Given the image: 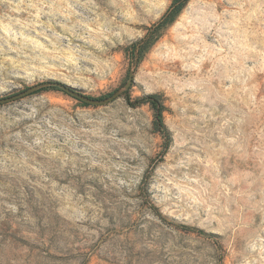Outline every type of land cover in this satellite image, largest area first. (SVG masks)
Returning <instances> with one entry per match:
<instances>
[{"label": "rangeland", "instance_id": "1", "mask_svg": "<svg viewBox=\"0 0 264 264\" xmlns=\"http://www.w3.org/2000/svg\"><path fill=\"white\" fill-rule=\"evenodd\" d=\"M173 1L0 0V264H264V0H188L135 66Z\"/></svg>", "mask_w": 264, "mask_h": 264}, {"label": "trees", "instance_id": "2", "mask_svg": "<svg viewBox=\"0 0 264 264\" xmlns=\"http://www.w3.org/2000/svg\"><path fill=\"white\" fill-rule=\"evenodd\" d=\"M187 2H188V0H174L171 3V5L169 6V8L167 9V11L165 12V14L160 19V21L157 24L153 25L148 30V33L144 37V39L140 40L136 43H133L131 45L130 52L128 53V57L130 58V60H134L135 66L138 65L140 58H141L144 50L148 46L149 42L158 36V32L167 23H169L178 12H180V10L185 6V4ZM123 85H124V82L121 84V86H123ZM125 99H126V101L129 102L130 101L129 95H126ZM135 101L138 104L146 103L149 105V107L152 111V114H153V122H152L153 130L163 140V144L165 146L164 149L166 150L168 148V144H169L170 140H169L168 130L166 129V127L163 123L162 114H163L165 108L161 102L160 96L155 95V94L154 95H148L145 98L137 99Z\"/></svg>", "mask_w": 264, "mask_h": 264}, {"label": "water", "instance_id": "3", "mask_svg": "<svg viewBox=\"0 0 264 264\" xmlns=\"http://www.w3.org/2000/svg\"><path fill=\"white\" fill-rule=\"evenodd\" d=\"M68 91V90H67ZM69 92V91H68Z\"/></svg>", "mask_w": 264, "mask_h": 264}]
</instances>
